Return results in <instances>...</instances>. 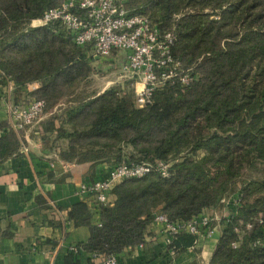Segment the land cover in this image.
Listing matches in <instances>:
<instances>
[{
  "label": "trees",
  "instance_id": "1",
  "mask_svg": "<svg viewBox=\"0 0 264 264\" xmlns=\"http://www.w3.org/2000/svg\"><path fill=\"white\" fill-rule=\"evenodd\" d=\"M62 2L0 0V86L10 83L9 102L43 101L48 118L34 130L45 149L65 163L108 166L93 181L122 163L170 164L167 177L154 167L114 186L113 203L94 208L98 223L91 213L74 216L89 230L75 247L119 261L146 242L156 214L186 222L240 196L207 264H264V179L249 173L264 166V0H129V14L174 34L173 57L196 75L187 87L156 90L144 107L134 102L133 81L75 97L94 72L90 46H77L59 24L30 27ZM28 129L0 122V164L20 155ZM168 238L165 264L169 251L176 258L197 240Z\"/></svg>",
  "mask_w": 264,
  "mask_h": 264
},
{
  "label": "built area",
  "instance_id": "2",
  "mask_svg": "<svg viewBox=\"0 0 264 264\" xmlns=\"http://www.w3.org/2000/svg\"><path fill=\"white\" fill-rule=\"evenodd\" d=\"M128 1L63 0L58 7L46 11L41 19L32 21L30 27L59 24L77 46H90L96 61L120 54L123 58L119 70L120 80L133 81L134 102L138 107H144L152 103L156 90L175 83L187 87L196 80V75L191 68L183 69L173 57L172 49L176 40L174 34L161 32L146 16L129 14ZM26 88L34 90L37 85H28ZM6 90L10 94V83ZM44 105L43 101L35 99H27L22 105L9 102L6 108L9 127L18 133L33 126L40 120ZM28 152L27 146L22 144L20 154L27 155ZM169 166L163 162H158L156 166L122 163L110 170L105 178L80 184L77 194L91 200L96 209L108 206L111 204V191L119 182L141 178L154 167L162 177H167ZM239 201L240 196L225 199L222 201L224 209L209 210V213H202L186 222L171 223L164 214L158 213L152 225L159 226L165 245L170 243L168 236L180 233L194 235L197 239H211L220 236L222 219L230 215L229 204L236 205ZM259 224L263 225L264 219ZM246 227L249 229L251 226L248 224ZM69 250L78 252L75 246ZM173 254V251L167 253L170 262ZM92 256L99 259L100 264H119L117 256Z\"/></svg>",
  "mask_w": 264,
  "mask_h": 264
},
{
  "label": "crops",
  "instance_id": "3",
  "mask_svg": "<svg viewBox=\"0 0 264 264\" xmlns=\"http://www.w3.org/2000/svg\"><path fill=\"white\" fill-rule=\"evenodd\" d=\"M8 103L9 94L0 86V122L6 120ZM60 143L61 147L65 145ZM24 145L29 149L27 155L0 164V264H100L99 259L81 249L77 253L69 250L89 238L88 228L71 220L91 213L90 223H98L91 200L80 197L77 189L108 166L93 168L54 158L33 128L25 131ZM109 201L113 203L112 195ZM148 232L142 247L119 255V264H165L164 237L159 226L151 225ZM218 237H199L192 248L168 264H207Z\"/></svg>",
  "mask_w": 264,
  "mask_h": 264
},
{
  "label": "rangeland",
  "instance_id": "4",
  "mask_svg": "<svg viewBox=\"0 0 264 264\" xmlns=\"http://www.w3.org/2000/svg\"><path fill=\"white\" fill-rule=\"evenodd\" d=\"M123 58L120 54H112L108 58L100 59L93 62V75L90 77L88 83L84 85L81 90L77 91L75 97L89 96L92 92H101L115 84L122 83L125 80H120V66ZM74 97V96H73ZM48 118V115L42 114L40 120L30 128L38 127V123ZM32 130V129H31ZM255 179H264V166L256 165L255 168L249 172Z\"/></svg>",
  "mask_w": 264,
  "mask_h": 264
}]
</instances>
